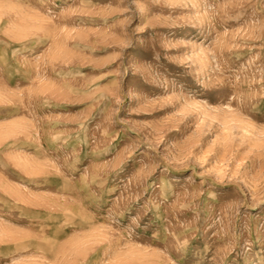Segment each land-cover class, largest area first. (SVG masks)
<instances>
[{"label": "rangeland", "instance_id": "rangeland-1", "mask_svg": "<svg viewBox=\"0 0 264 264\" xmlns=\"http://www.w3.org/2000/svg\"><path fill=\"white\" fill-rule=\"evenodd\" d=\"M0 264H264V0H0Z\"/></svg>", "mask_w": 264, "mask_h": 264}]
</instances>
